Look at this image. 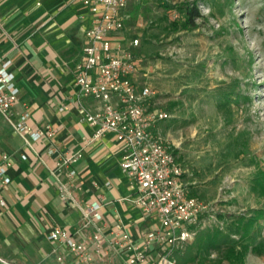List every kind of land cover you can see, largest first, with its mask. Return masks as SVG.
I'll return each mask as SVG.
<instances>
[{
	"label": "rangeland",
	"instance_id": "rangeland-1",
	"mask_svg": "<svg viewBox=\"0 0 264 264\" xmlns=\"http://www.w3.org/2000/svg\"><path fill=\"white\" fill-rule=\"evenodd\" d=\"M184 1L195 3L200 13L193 28L180 27ZM128 7L133 20L125 32L139 38L142 69L136 78L152 86V103L169 114L155 128L175 150L191 193L208 207L205 225L182 247L181 258L186 264H228L219 258L238 240L236 222L264 209V189L255 183L264 173V0H129ZM68 15L47 23L49 36L70 27ZM81 31L71 32L73 43H80ZM64 48H57L61 55ZM46 64L58 74L55 65ZM63 77L56 76L58 83ZM33 78L25 83L27 102L34 100ZM18 144L0 119V151ZM28 227L15 218L3 227L0 264H55L38 253L39 235L27 240L33 238ZM215 227L229 236L208 245L204 234ZM245 241L243 264H264V217Z\"/></svg>",
	"mask_w": 264,
	"mask_h": 264
},
{
	"label": "built area",
	"instance_id": "built-area-1",
	"mask_svg": "<svg viewBox=\"0 0 264 264\" xmlns=\"http://www.w3.org/2000/svg\"><path fill=\"white\" fill-rule=\"evenodd\" d=\"M82 10L78 17L84 22L83 42L73 65L72 85L76 95L74 107L80 120L93 130L82 136L87 144L111 132L120 146L119 166L128 177L129 193L122 196L150 219L149 225L134 236L120 219L104 232L101 220V201L89 200L82 208L88 221L95 222V230L86 240H78L67 228L54 224L47 238L64 245L76 259L90 264L95 256L108 249L125 252L126 264H184L177 260L176 250L182 249L195 237L197 228L204 226L202 214L207 205L190 193L183 180L185 169L155 124L169 114L154 106V89L146 81H138L141 68L136 48L137 36L128 37L126 23L130 13L129 0H69ZM19 88L11 60L0 62V113L12 130L25 142L43 138L48 140L45 155L53 156V174L63 172L65 179L56 181L62 200H74L71 180L77 176L76 163L82 148H59L52 140L55 128L49 122L32 125L30 112L22 103L15 110ZM87 100V103L84 101ZM61 101L59 110L69 107ZM25 158V154H21ZM9 155L1 154L0 186L10 183L7 169ZM0 205L5 200L0 196ZM212 217V214H208Z\"/></svg>",
	"mask_w": 264,
	"mask_h": 264
},
{
	"label": "crops",
	"instance_id": "crops-1",
	"mask_svg": "<svg viewBox=\"0 0 264 264\" xmlns=\"http://www.w3.org/2000/svg\"><path fill=\"white\" fill-rule=\"evenodd\" d=\"M81 10L77 2L69 0H0V62L2 58L11 60L15 84L19 88L15 110H21L24 103L30 112L29 122L32 125L49 122L55 128L51 141L59 148H82V156L76 163L77 176L71 180L69 187L74 200H62L56 181L66 176L63 172H51L53 156L45 155L48 140L40 138L25 142L0 113V119L19 142L17 147L0 151V160L3 152L11 160L7 169L11 181L0 186V196L5 200V205H0V238L3 227L9 225L12 218L21 220L22 224L29 226L33 235L27 240L34 242V236L39 235L36 238L38 253L44 258L53 257L55 264H83L64 245L51 242L47 232L52 225L58 224L67 228L78 240H86L95 230V222L88 221L82 211L89 200L96 198L101 201L102 217L99 222L103 224L104 232L120 219L138 237L150 223L149 217L138 207L120 199L129 193L128 177L119 166L121 150L112 133L108 132L87 144L82 143V136L91 133L93 128L79 119L73 106L76 95L73 92L72 67L83 42L84 22L78 17ZM67 11L70 27L61 34L49 36L46 25L52 24ZM64 23L66 25L67 21ZM29 25H32L31 28H28ZM77 28H82V31L80 43L75 44L71 41V32ZM60 37L67 40L57 45ZM63 45L66 53L61 55L58 50ZM46 63L55 65L58 74L54 76ZM60 74H64L62 83H58L56 78ZM33 75H36L35 80ZM31 77L34 80L30 88L34 100L27 102L23 94L25 83ZM61 101L68 102L69 107L59 110L57 106ZM84 101L87 103V100ZM21 154H25V158ZM35 225L38 227L36 232ZM90 264H126L125 252L108 249L104 254L95 256Z\"/></svg>",
	"mask_w": 264,
	"mask_h": 264
},
{
	"label": "trees",
	"instance_id": "trees-1",
	"mask_svg": "<svg viewBox=\"0 0 264 264\" xmlns=\"http://www.w3.org/2000/svg\"><path fill=\"white\" fill-rule=\"evenodd\" d=\"M179 8L183 12V19L180 22V27L182 28L195 27L196 26L195 19L200 16V13L197 9V5L192 2L184 1L179 5ZM128 11L130 13L128 20H131L132 14H131L130 7H128ZM72 73H73V67H72ZM255 183L259 185L262 189H264V173H261L255 176ZM261 217H264V209L257 208V209L252 210V214L249 217L245 219L244 218L238 219V221L236 222V226L234 228L235 231L236 230L239 231L238 240L234 244L230 243L226 246L224 252L221 255V258H219V261L224 260V261H227L228 264H243L245 253L249 247V244L245 240L249 236V233L254 223ZM198 231H199V228H197L195 237L198 236ZM204 236L208 242V245H215L217 241L223 242L225 237H228L229 234L222 232V230L219 227H215L211 231L206 232ZM199 238H202V237L199 235ZM187 244L184 247H187ZM182 249L176 250V253H175L176 258L178 261L186 264V261L182 260L181 258L183 257Z\"/></svg>",
	"mask_w": 264,
	"mask_h": 264
}]
</instances>
